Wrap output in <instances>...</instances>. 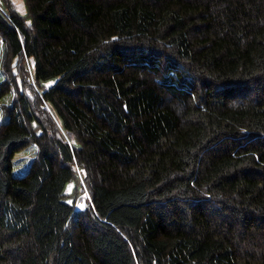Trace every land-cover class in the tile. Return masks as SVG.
<instances>
[{"label":"trees","instance_id":"obj_1","mask_svg":"<svg viewBox=\"0 0 264 264\" xmlns=\"http://www.w3.org/2000/svg\"><path fill=\"white\" fill-rule=\"evenodd\" d=\"M25 2L0 14V264H264V0Z\"/></svg>","mask_w":264,"mask_h":264},{"label":"rangeland","instance_id":"obj_2","mask_svg":"<svg viewBox=\"0 0 264 264\" xmlns=\"http://www.w3.org/2000/svg\"><path fill=\"white\" fill-rule=\"evenodd\" d=\"M7 2L11 3L15 11L19 15L23 16L27 22L28 20H30L28 16V12H27L28 7H26L25 0H0V14L6 15L9 12ZM1 52H2V47H1V42H0V55H1ZM32 62H33L32 57L25 58V60L23 61V65H24V68L26 67L27 72L26 74L24 71H23L24 74L17 73L16 77L18 81H21V77L24 75V78L26 76L28 81L33 83L34 63ZM13 69H14L13 72L15 73L16 72L15 67ZM1 79H2V74L0 72V80ZM54 81H55V78L39 80V83H38L39 91H42V89H45L46 87L52 85ZM25 90L31 91L28 88ZM9 91L10 93L0 98V120L1 118H3L2 117L3 116L2 107L11 101L12 95L14 94L13 88H10ZM45 104H46V107L51 112V114L53 115L56 122L58 123L61 129L60 131L62 132V135H63V131H62L63 129L61 126L62 123H61L60 117L58 116V114L56 113V111L54 110L51 104L49 103H45ZM63 137L65 136L63 135ZM69 142L75 146L79 145V143L76 140L74 141V139H69ZM33 145L34 144H30L27 147L23 148L21 151L15 153L13 157V167H12L13 174H20L27 168L29 161L34 155L35 146ZM75 169H76L75 177L72 180L65 183V185H63L64 188L62 191L63 193L62 199L68 203L73 204L75 208H83V207H80V205L85 206L89 202V192H88V189L86 188V184L83 182L84 172L82 168L76 167Z\"/></svg>","mask_w":264,"mask_h":264},{"label":"snow or ice","instance_id":"obj_3","mask_svg":"<svg viewBox=\"0 0 264 264\" xmlns=\"http://www.w3.org/2000/svg\"><path fill=\"white\" fill-rule=\"evenodd\" d=\"M80 207H84V205H80Z\"/></svg>","mask_w":264,"mask_h":264}]
</instances>
